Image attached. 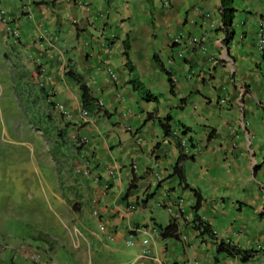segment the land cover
<instances>
[{
    "label": "crops",
    "instance_id": "1",
    "mask_svg": "<svg viewBox=\"0 0 264 264\" xmlns=\"http://www.w3.org/2000/svg\"><path fill=\"white\" fill-rule=\"evenodd\" d=\"M167 1L0 0L7 78L47 129L33 168L51 171L44 188L66 211L59 226L31 225L33 237L0 221V264H34V251L40 264H134L145 250V264H264V0H233L227 42L221 0ZM167 116L174 135L186 130L184 179L213 238L193 230L192 191L171 176L178 150L158 124ZM172 221L179 238H162ZM221 241L253 257L217 256Z\"/></svg>",
    "mask_w": 264,
    "mask_h": 264
},
{
    "label": "rangeland",
    "instance_id": "2",
    "mask_svg": "<svg viewBox=\"0 0 264 264\" xmlns=\"http://www.w3.org/2000/svg\"><path fill=\"white\" fill-rule=\"evenodd\" d=\"M1 52L2 50H0V221L5 226H18L19 237L25 238L26 235L33 237L37 231L31 228V225L43 227L50 222L59 226L65 222L64 219L66 220V211L56 207L55 199L44 188L52 182L51 171L42 168L43 166L38 167L39 172L33 168V157L43 158L45 155L43 147L47 129L38 126L42 117L35 116L33 111L28 109V105L32 104L25 94L19 96L16 93L19 85L16 79L13 81L10 77L7 78L6 70L10 69V62L3 61ZM35 124L37 125L35 127L41 129L43 137L36 132V128L33 127ZM122 176L126 185L125 172ZM133 193L136 191L133 190ZM156 203V199L150 200L149 214H155L160 210L155 207ZM138 220L140 222L139 218ZM89 227L94 229L93 225ZM37 229L44 232L40 228ZM51 231L53 230H48V233L51 234ZM6 232L13 236L10 231ZM32 237L28 239L34 243Z\"/></svg>",
    "mask_w": 264,
    "mask_h": 264
},
{
    "label": "trees",
    "instance_id": "3",
    "mask_svg": "<svg viewBox=\"0 0 264 264\" xmlns=\"http://www.w3.org/2000/svg\"><path fill=\"white\" fill-rule=\"evenodd\" d=\"M221 21H222V30L225 33L226 36V42L231 39L233 35L232 30V23L235 16L236 10L233 7V0H221ZM264 24V16L261 17ZM264 29V27H263ZM73 79L75 83L78 85L80 91H81V100L82 104L85 108H88L93 103V99L91 98L90 90L86 87V85L82 82L81 78L79 76H73ZM169 79V78H168ZM169 82H171L169 80ZM143 96L146 101H157V97L152 95L146 90H143ZM150 118V117H149ZM171 118L170 116L164 117L163 119L158 120V124L162 130L163 137L165 139L172 140L175 147L178 150V157L172 167V177H176L178 182L180 184H184L185 189H189L188 186H186L185 179H184V164L190 157L187 153H185V150L183 146L181 145V137L186 135V130H182L180 132V136L174 135L175 130L172 129L170 126ZM159 144H156L155 147H157ZM134 182V178L132 179ZM131 181V182H132ZM129 190L132 188V183L130 184ZM190 190V189H189ZM192 191V195L194 198V205L192 207L193 211V218L190 222V224L193 226V230L197 232L198 237L203 238H213V232L210 229V227L202 221V219L197 215V212L201 206L202 197L199 194L197 190H190ZM160 235L162 238H179V232H178V226L175 221H172L168 226L164 228H160ZM216 255H225L226 257H234L238 258L241 263L248 262L253 257V252L251 251H243L229 243L225 242H219L216 243Z\"/></svg>",
    "mask_w": 264,
    "mask_h": 264
},
{
    "label": "built area",
    "instance_id": "4",
    "mask_svg": "<svg viewBox=\"0 0 264 264\" xmlns=\"http://www.w3.org/2000/svg\"><path fill=\"white\" fill-rule=\"evenodd\" d=\"M164 1V3L165 4H168V1L167 0H163ZM19 33L18 32H13V39H14V41L15 42H17L18 40H19ZM196 41V40H195ZM257 45H258V49H259V51L264 55V30H263V27L261 26V28L259 29V38H258V42H257ZM55 108L57 109V110H59V111H63V108H62V106L61 105H56L55 106ZM87 112L86 111H83L82 112V117L83 118H86L87 117ZM81 142L82 143H86V140L85 139H83V140H81ZM181 145L183 146V148H184V150H185V153H187L188 154V147H187V145H186V142L184 141V140H182V142H181ZM85 174H88L87 172H85ZM131 208H133V206L131 207ZM147 243V241L146 240H144L143 241V244H146ZM127 244L128 245H132V242L131 241H128L127 242ZM147 254H148V251L147 250H145L144 252H143V254H142V256L141 257H138L136 260H135V262H134V264H145L144 262H143V259H144V257L145 256H147ZM29 257H30V260L33 262V263H35V264H40L41 262H42V254L40 253V252H30L29 253Z\"/></svg>",
    "mask_w": 264,
    "mask_h": 264
},
{
    "label": "clouds",
    "instance_id": "5",
    "mask_svg": "<svg viewBox=\"0 0 264 264\" xmlns=\"http://www.w3.org/2000/svg\"><path fill=\"white\" fill-rule=\"evenodd\" d=\"M35 264V263H34Z\"/></svg>",
    "mask_w": 264,
    "mask_h": 264
}]
</instances>
